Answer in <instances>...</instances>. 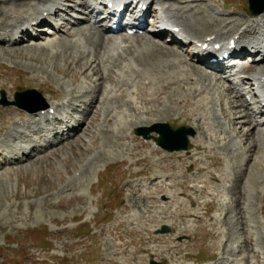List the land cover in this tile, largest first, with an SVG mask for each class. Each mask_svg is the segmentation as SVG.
<instances>
[{"label":"rangeland","instance_id":"374dc122","mask_svg":"<svg viewBox=\"0 0 264 264\" xmlns=\"http://www.w3.org/2000/svg\"><path fill=\"white\" fill-rule=\"evenodd\" d=\"M191 1H193L189 3L191 5L208 9L206 14L211 12L209 7L222 12L225 16L220 17L228 18L230 27H233V23L237 20L247 21L250 18L246 0ZM33 4H35L34 1L17 0L12 4L11 0H0V14L12 10L10 11L12 13L5 15L10 16L9 18L0 16V19L11 20L12 23L18 20L16 19L18 14L28 16L26 12L28 9L33 11ZM69 4L70 9L72 3ZM177 4L180 6L178 2ZM184 5V3L181 4V6ZM216 14L212 13L217 17ZM195 18L200 20L202 16L196 15ZM180 21L187 24L182 19ZM217 28L218 26L206 29L204 27L202 31L194 34L198 39H202L211 35ZM63 30L64 40L66 42L71 40L72 38L68 39L65 35L68 30ZM231 34L229 36H232ZM43 38L37 45L52 43L54 44V47H51L52 51L46 52L41 47L37 48L29 44L19 45L21 43L6 47L8 50L0 49V101L3 93L8 101H14L16 92L36 89L41 92L50 107H56L68 102L74 93L80 95L78 92L82 89L88 91V94L81 98L80 102H73L78 106L76 108L78 112H72L75 116L82 117L87 103L90 102L86 112L89 111L90 104L95 101L97 94L93 95V91L99 89L100 95L114 98L115 91L130 86L129 91L133 93V96H128L123 102L118 103L100 100L96 104L97 108L76 136L55 144L47 151L34 155L22 163L0 166V264H149L152 260L164 264H215L217 260H220L221 251L223 253L227 240L235 242L234 246H240L245 238L248 239V246L246 243V247L244 244L238 252L229 253L227 260L229 256L237 258L241 256L240 262L246 260L248 264H264V136L262 134L254 135V137L247 136L250 135L246 132L250 130V126L239 123L231 129H234L236 134L237 130L244 128L242 132L247 137L235 140L238 145L237 152L234 154L221 150L219 147L228 144L229 137L225 138L226 135L222 134L221 141L214 136H206L204 133L206 130L198 126L200 122H198L199 117H196L197 113L204 109L200 107L210 106L207 105L209 102L176 105V100L185 93L175 88L174 91L163 96L165 99L162 105H154L151 98L147 99L143 96L153 92V89L146 85L147 81L133 83L136 79L140 80L142 76L132 82L129 81L128 86L123 85L125 78L123 79L120 75L121 71H127L126 64L113 65L106 60L107 57H104L106 58L104 61L107 62V71L111 72L112 76L102 80L94 64L91 66L94 68L86 69L87 62L96 59L94 48H92L91 56L80 58L79 51L90 50V46L86 48L79 44L75 46L76 48H67L60 45L59 35H44ZM148 38L157 41L151 35H148ZM82 44H84L83 41ZM133 48L128 54L122 50L121 54H124L125 60H128L130 56L150 53L152 57L146 63L154 58L155 61L153 60L145 67L149 66L150 69L155 65H161L165 71L168 70V73H173L174 70V73L178 72V68H170L167 60L176 59L172 50L181 48L161 47V52H153L149 48L144 50L143 44H137ZM185 48L183 50L187 51L188 48ZM185 58L188 61L183 58L185 66L182 65L181 69L190 70L188 66L191 67L190 62L195 58L188 59L187 56ZM136 64L137 70L134 67L136 71L143 69L140 67L142 63ZM201 70L203 72V69ZM129 71L128 69L127 72ZM194 74L192 76L194 80L190 81L191 87L194 83L197 87L200 86L199 88L213 83L211 84L213 88L216 83L213 79L211 83L204 80H202L203 83L199 82V75L196 72ZM222 82L220 80L216 83V89L218 87L216 93L214 90L211 92L214 93V99L220 97L219 100L223 102L224 98H231L232 94L230 96ZM158 85L161 84L157 82ZM190 86L188 87L191 88ZM191 97L193 98L194 95ZM130 99L136 100V103L129 101ZM221 101L215 103L220 105ZM38 105L40 103L34 106ZM226 108H228L227 105ZM105 109L110 112L107 113ZM24 112L17 107H4L0 104L2 116L8 113L16 115L12 119L0 118V142L10 140L6 135L10 137L13 133L10 131L20 122L22 130L25 129L24 132L29 134L28 137L22 138L23 141H29L31 136H36L40 145L43 144L37 135L26 130L28 119L21 118ZM221 115L227 118L223 121L229 123L230 119L224 111L220 113ZM107 116L110 120L106 119ZM112 121L116 122V125L112 124ZM154 122H166L173 127H198L199 129L196 128L197 136L205 137L197 138L196 144L201 143L202 139V142L209 139L210 143H214L212 146L218 148L209 150L208 142L204 145L205 147L197 145L196 149H200L199 155L203 152L204 155L212 153L210 157H198L202 159L201 163H204L205 159L209 163L204 166L208 168L206 170L209 172L208 175L202 172L200 175L196 160L190 162L191 153H196L195 142L190 143L189 152L191 153L158 151L156 154L152 143L136 136L137 128L151 126ZM228 125L226 127H229ZM5 129L7 130L1 134ZM7 131L8 134H5ZM130 138L134 139L130 141ZM244 139L246 144L243 146ZM256 139L262 141L263 145L259 144L254 148ZM9 143L14 145L12 141ZM250 145L252 151L248 155L249 158L252 155V158L244 160L242 151ZM214 156L219 157V161L217 158H212ZM163 158L164 160L160 161ZM220 160L223 161L222 165ZM186 163L188 164L185 165ZM191 163L193 167H196L199 176L204 177L202 180L198 179L199 176L192 177L195 171L188 174L190 177L185 176L189 172L187 167ZM220 165L222 169L228 167L229 172L234 174L230 176V180L231 178L235 180V186L229 189L230 192L228 190L223 192L220 189L221 194L218 191L212 193L213 189H218L220 184H224V179H228L220 177V168L216 169ZM212 167L215 169L212 170ZM167 169L169 171L165 172ZM181 173L182 177H179ZM157 176L158 179L167 176L170 179L167 178L168 183L165 185L163 182L158 186L156 184L154 189L156 192L152 200H148L146 195L151 192V188H154L152 183L158 182L151 183V180ZM146 179L151 180L143 182ZM183 179L187 184L183 185ZM214 183L216 186L213 185ZM165 187L185 195V198L177 199L180 200L179 206L186 210L183 217L170 213V206L176 203V199L172 200L168 197L169 195L166 196L163 192L164 189L166 191ZM208 197L213 200L211 204L215 202V205L207 211L203 202L207 201ZM162 206L168 207L164 213ZM151 217L153 218L149 219ZM210 217L213 218L212 221ZM79 224L82 226L76 229ZM162 225H168L172 229L170 234H156L154 228H161ZM242 237L244 238L241 239ZM232 262L236 261L232 260Z\"/></svg>","mask_w":264,"mask_h":264},{"label":"bare ground","instance_id":"6f19581e","mask_svg":"<svg viewBox=\"0 0 264 264\" xmlns=\"http://www.w3.org/2000/svg\"><path fill=\"white\" fill-rule=\"evenodd\" d=\"M19 1H30V2L34 1L35 2V4H33L34 9H33V11H30L28 9V12H26V14L28 16H21L20 14H18L17 18H16L18 20L14 21V19H13L12 21H14V22H12V23H11V20H9L10 23H8L9 21H7L6 19L5 20L0 19V49L8 50V49H6V46H13L15 44L22 43L25 40H27L28 37H30L29 35H31V37H32V34L30 33L29 27L34 28V30H37V27H39L41 24L48 23V16H50V15L57 16V15H60V13H62L64 11L66 13V9H69V5H70L69 3H72V0H19ZM100 1L101 0H82V2H80L81 3L80 8L83 7V8L88 10L89 14L94 15L96 10L101 11L99 9V7L103 6V4ZM148 1H151V3H152L151 5L149 3L150 7H152V5L153 6L154 5H161V9H159V11L162 12V14L166 18V21H167L166 29L168 30V32H171L173 34L174 39H173L172 43H173V45L177 46V48H182V47H184V45L186 43H188L189 41H192L191 38L193 36H195L194 33H197V32L199 33V31H202V28L205 27V29H206V28L218 26V28L215 29V31L212 32L211 35L204 37L203 41H200L196 38H194L193 41L203 42V45L205 43H209V44H213V45L214 44H220L222 47L225 48L224 53H227V51H228L227 47L230 45V43H229L230 40L236 39L237 44H239L240 46H242V47H247V45L250 46V48L245 49L246 51L259 52V53L263 52L261 55H264V13L259 15V16L251 17L247 21H242V19H241V21L237 20L235 23H233V27H230L231 24L228 22L229 19L228 18L225 19V18L220 17V16H225L222 12L209 7L210 11L213 14L217 13L216 15H218V16L217 17L215 15L213 16L211 12H207V14H206V11L208 9L206 10V9H203L202 7H200L198 5L189 4L190 2H193L191 0H189V1L188 0L187 1L186 0H184V1H179V0H148ZM11 2L13 4L14 2H17V0H11ZM177 2L179 3L180 6H178ZM187 2H188V4H186ZM182 3H184L185 5L181 6ZM15 8H16V6H15ZM10 11H12V10H7V12H2L0 14V16L7 17L5 15L7 13H12ZM23 11H25V10H23ZM26 11H27V9H26ZM14 12H17V11H14ZM153 12L157 13L158 11L153 10ZM209 13H211V14H209ZM145 15H141L138 19L143 18ZM196 15H201L203 19L201 18L199 20V18L198 19L195 18ZM9 17H7V18H9ZM108 19H110V18L109 17L106 18V20H108ZM181 19L184 20L187 24H184L183 22H181L180 21ZM63 20H64V22H62L61 25L57 27L58 32H60V29L62 27H64V26L66 27L70 24L76 25L79 28L76 31L77 32L76 33L77 40L74 43L73 42L68 43L65 41H60V45L67 47V48H70V47H75V46H78L79 44H81V45H84L83 47H86V48L88 46H90L91 48H94V53H95L96 59L93 61L89 60L90 62H87L88 65H87L86 69L94 68V67H91L94 64L96 66V68L99 70V73H100L99 75L101 76L102 80H105V79L110 78L112 76V75H110L111 72H109L107 75L105 73V71L107 70V67H106L107 62L104 61L106 58L104 59L103 57H101V51H104V53H105L104 55H107L106 60L108 62H110V64L118 65V66H122L123 64H126V69L128 68L130 70L129 72H127L128 69L126 72H124L125 70L121 71L120 76H122L123 79L125 78L124 84H123L124 86H128L127 84H129V81L132 82L137 77L142 76V78L140 77L141 79L139 80V82H141L143 80H147L148 85L152 88H155L154 92H152L153 94L150 95L151 102L154 103V105H162L164 103L163 100L165 99V97H163V96H165L166 94L168 95V92L174 91L175 88H176V90L180 89V90L184 91V93H185L184 96H181L176 100V103H175L176 105H196V104L201 103L203 101L209 102V104H207V105H210V106L200 107L201 109H203V108L204 109L202 110V112L197 113L198 115L196 116V117H199L198 122H200V124L198 126L202 127L201 129L206 130V131H204V133H206V136L211 135V136H214V137H216L222 141L223 138H221V135L223 133L224 134L229 133L228 128L226 127L225 123L222 122V120H221L220 113L222 111H224L227 114V117H229L230 120H229L228 124H230L229 125L230 127L235 128L237 126V124L243 123L244 125L246 124V125L250 126V130L248 129L246 131V132L250 133V135H247V136L254 137V135H258V134H262L264 136V129L261 130L258 128L259 126H262L264 124L255 122L257 119V116H252L249 114H243L242 115L241 112H240V116L238 115L239 114V111H238L239 107L237 106L236 101L233 100L234 97L228 98L229 100L227 98H224L223 102L220 105H218V103H215L214 98H213L214 93H212L211 91L214 90L215 93L217 92L216 90H218V87L216 89V86H217L216 83L220 82V80H221L219 77H217L216 75H214L212 73L207 72L206 70H203V72H204L203 73L202 70L198 69L199 67L196 65H191V67L187 65L191 70L181 69V66L184 63L183 58L184 59H186V58L178 49L172 50L173 56L176 57V59H168L167 63H170L171 69L172 68L173 69L178 68L180 71L178 70L177 73H174L175 72V70H174L173 73H168L167 72L168 70L165 71V69L161 65H158V66L155 65L156 67L154 66V67L149 69V66L148 67H145V66L148 65L149 63H151L155 59V58L151 59L148 63H146L148 61V59H150L152 57V55L150 53H144V54H140L138 56H130V58L128 60H125L126 58L123 57L124 54L123 55L121 54V49L123 48L122 44L123 43L128 44V45H125L126 50H123L124 53H127V54L129 52H131V49L134 46H136L137 44H143L144 50L149 48L153 52H161L162 46L159 45L158 43H156V41L151 40L148 37L141 36V37H137V38H133V37L123 38L122 44H121L117 41L116 38L105 36L104 33L110 32L109 31L110 28L108 29V27L100 26L101 30L96 28V27H95V29L92 27H90V29H87L85 27H82L85 25L84 22H81L78 20L72 22L70 19H67V18H64ZM33 22H37L35 26L32 25ZM99 23H100V21H98V20H96L94 22V24H99ZM175 27L179 28V32H175ZM86 32H87V34H86ZM259 32H260V34H258ZM18 33H20V36H17ZM163 34L164 33H162V32L161 33L156 32V33H153L151 35L155 38H157V37L159 38V37H162ZM230 34L232 35V37L229 36ZM257 34L260 36V38H258L255 42L254 39H256L255 35H257ZM10 37H11V39L8 40V38H10ZM41 37H42L41 35H39V34L37 35V39H40ZM250 37H253V38L249 39ZM78 39H79V41H78ZM80 40H82L84 42V44H82V41H80ZM53 45L54 44H52V43H46L45 45H41V46L34 44L35 47H37V48L41 47L46 52L52 51L51 47H53ZM108 49H110L111 51H108ZM92 52L93 51H91V50L79 51L78 56L80 58H85L86 56H89ZM49 54H51V53H49ZM166 54H168V53H166ZM168 57H170V56L168 55ZM193 57L196 59V61H198L197 63L200 64L201 59L198 56H193ZM165 58H159V59L164 60ZM136 63H142V65L140 67L143 69L140 70L138 68V70H140V71H136L137 70V68H136L137 64ZM143 64H145V65H143ZM263 64H264V60H262L260 63H256L255 65L259 66V65H263ZM89 65H90V67H89ZM167 65H169V64H167ZM118 66H116V67H118ZM183 66H185V65H183ZM204 66H207V65H204ZM134 67L136 68V70L134 69ZM207 67L214 69L216 71H219V69H220L219 66H217V67L207 66ZM109 69H111V68H109ZM159 69H161V70H159ZM196 69H198V71ZM252 69H254V65H252V64L249 65L248 63H243V66L239 70V74H238L237 79H240L243 84L247 80L249 81V83L253 82V83L258 84L260 88H258L256 95L258 96V93H259V95L261 93L264 94V66L260 69H259V67H257L256 71H258V72L253 77H248V71H250ZM192 71L196 72V74L199 75L198 76L199 82L200 81L202 82V80H204V81H209L211 83L212 79L215 80L216 83L213 85V88H211V86H212L211 84H213V83L209 84V87L201 88V89H204L203 91H200L201 89H198V87L196 86L197 84L195 85V87L192 86L191 88H189L188 85H190V81L192 82L194 80L192 76L195 75L194 72H192ZM216 73H218V72H216ZM135 75H137V76L135 77ZM213 76L215 78H212ZM167 77H168V79H167ZM169 79H170V81H167ZM157 82L160 83L161 85L157 86ZM119 84H120V82H119ZM102 85L103 84H101V86ZM131 87H132V85H131ZM186 87H188V89ZM238 87L239 86H234L233 89L238 91ZM225 90L227 92L229 91L226 88H225ZM80 93H81V95H75V93H74L73 98L80 100L81 98H84V96L88 94V91L81 89ZM92 93H93V95L97 94V96L95 98V101L90 104L89 111L86 112V116H85L86 118L81 122V124L78 125V127L73 128V130H70L68 132L67 136H70L71 133H73V136H76L77 133H79L81 131V129L84 126L82 124L85 123L86 120H88L89 116L93 113L94 109L97 108L96 104L99 103L100 100L101 101L110 100L109 101L110 103H114L113 102L114 100L117 102H123L124 101L123 97L126 94H128V89L126 87H124L123 90L120 89V90L116 91L117 98H113L112 96H107L104 94L100 95L99 89L96 91H93ZM196 94L198 96H196ZM205 94H209V95H211V97H207ZM193 95H194V97L192 98L191 96H193ZM104 97H105V99H104ZM111 99H113V100H111ZM226 105L228 106V108H226ZM248 105L249 104H247L246 101H244L241 103L240 107H247ZM4 111H9V110H4ZM263 111H264V108L260 109L259 112H263ZM106 112L108 113L110 111L106 110ZM51 115L52 114L50 112V109L48 108L46 110H43V111H40V112L34 113V114L23 113V114H21V117L23 119H37V118H41L43 120L49 119V121H50V120H53L52 117L50 118ZM14 116H16L14 113H8V114L3 115V116L0 113V118L12 119ZM109 116H107L106 119L108 118V120H110ZM115 116H116V114H115ZM119 118L120 117L118 116V120H119ZM241 120H242V122H239ZM27 125H28L27 129L32 130L34 132H40V130L42 128L40 126V122H37V121H34V122L27 121ZM32 125H34V126H32ZM194 128L199 129L198 127H194ZM242 129H244V128L237 130L236 137H238V138H242L244 136H245L244 138L247 137L242 132ZM6 130L7 129L2 131L1 134H3ZM5 134H8V131ZM24 135L26 136V133L23 132L19 126L16 125V127L14 128L13 133L11 134L10 137H13L16 139V136L20 137V136H24ZM204 137H205L204 135H203V137L202 136L195 137L193 139V142H195V140L197 138H203L204 139ZM228 137H229V143L225 144V146H220L219 148L221 150L230 151L231 154H234L235 152H237L236 149H237L238 143H237V141H235V137H232V136H228ZM202 140L200 142H202ZM243 141H245V139L242 140V142ZM206 142L210 143V140L208 139ZM254 143H255L254 148L258 147L259 144L263 145V142L259 141L257 139L255 140ZM245 144H246V141H245V143L243 142V146ZM212 145H214V143L209 144L211 151L216 149V147H213ZM248 147H245L244 151H242V156H243L244 160L245 159L251 160L250 158H252L251 157L252 155H250V158L248 155L252 151V147H251V145ZM34 148H35V146H32L30 150L25 151L24 156H26L27 160L33 157ZM195 150H198V149H195ZM2 155H4V153L0 152V157ZM245 156H247V158ZM212 158L215 159L217 157L214 156ZM201 160H202L201 158L196 159L197 166L199 167L198 171L200 173L205 171V174L208 175L209 172H206V170H208V168L207 167L205 168L204 166H206V164H209V163L205 161L206 159L204 160V163H201L200 162ZM217 160L219 161V158H217ZM6 161L9 163H12L11 160L6 159ZM192 167H193V163H191L187 167L188 171H189V168H192ZM183 170H185V168ZM168 171H169V169L165 170V172H168ZM198 171H197V173H199ZM219 174H220V177L227 178L226 172H224L222 175H221V172H219ZM197 176H199V174H197L196 177ZM179 177H182V173ZM205 177H207V176H205ZM159 178L160 179H158V178L152 179L151 183L154 181H158V184H161L163 182V185H165L168 183V182L166 183L167 178H170V177L167 176V177H159ZM163 178H164V180H162ZM203 178L204 177L199 176L198 179L202 180ZM171 180H173V179L171 178ZM216 182H218V180ZM223 182H224V185L227 186V183H232V180L224 179ZM183 183H184L183 185L187 184L186 181H184V179H183ZM158 184H157V186H158ZM163 185H161V186H163ZM165 188H167L166 195H169L172 200L176 199V203L174 205L170 206V213L172 215L175 214L177 216L183 217L184 214H186L185 213L186 210H184L182 207L179 206V205H181V204H179L180 200L178 201L177 199H179L180 197H185V195L183 193H180L179 191L169 190L168 187H165ZM216 191L220 192V188L218 187V189H213L212 193L216 192ZM155 192H156V190L149 192L146 195L147 199L152 200L153 194H155ZM252 194H254V193H252ZM182 204H184V203H182ZM149 205H151V204H149ZM167 209H168V207L162 206V212L163 213ZM194 211H195V209H194ZM235 212H234V214H235ZM240 213L241 212H239V214ZM152 218L153 217H151L149 219H152ZM149 222H150V220H149ZM234 223H236V222H234ZM247 240L248 239L245 238V241L242 242V245H240V246H234V243L231 242V240H227L225 247L223 249L222 257L215 264H225L227 261V255H229V253H232L234 251L238 252L241 248L244 247L243 246L244 244L246 247V243L248 246ZM229 243L233 244L232 248L230 247V245H228ZM173 250H174V247H173ZM245 259H247V258H245ZM231 263L237 264L236 262H232V261H231Z\"/></svg>","mask_w":264,"mask_h":264},{"label":"water","instance_id":"95a60500","mask_svg":"<svg viewBox=\"0 0 264 264\" xmlns=\"http://www.w3.org/2000/svg\"><path fill=\"white\" fill-rule=\"evenodd\" d=\"M249 3L250 10L254 14H260L264 11V0H249ZM29 97H35L36 99L40 100L41 94L36 90H30L24 93H17L16 98L18 102L13 104L31 112L47 108V105L43 103V105L39 108L32 109L29 105H27V103H24V101L27 100ZM3 103L7 105L6 100H3ZM153 131L160 134V137L156 140L160 146H162L168 151L186 150L188 148V135L195 134L192 129L181 128L179 130H174L168 124H155L151 128L139 129L137 130V134L143 135L145 138H149V134ZM160 232H169V229L167 227H164ZM151 264L157 263L152 262Z\"/></svg>","mask_w":264,"mask_h":264}]
</instances>
